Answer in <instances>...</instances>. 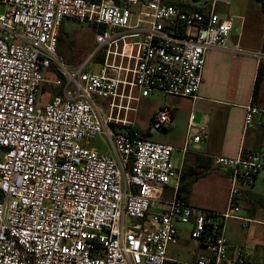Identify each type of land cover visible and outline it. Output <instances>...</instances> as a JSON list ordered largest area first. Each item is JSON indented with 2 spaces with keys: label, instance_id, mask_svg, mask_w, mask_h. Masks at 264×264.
Returning <instances> with one entry per match:
<instances>
[{
  "label": "built area",
  "instance_id": "obj_1",
  "mask_svg": "<svg viewBox=\"0 0 264 264\" xmlns=\"http://www.w3.org/2000/svg\"><path fill=\"white\" fill-rule=\"evenodd\" d=\"M230 1L0 0V264H165L186 225L204 252L175 264H250L241 247L230 253L226 221L245 225L237 195L264 170V149L213 157L231 179L224 210L163 202L175 148L129 118L150 94L196 98L210 49L264 57L228 43L234 20L216 6ZM66 20L95 30L79 65L58 52ZM49 73L60 91L40 103ZM260 111L248 106L244 123ZM171 118L161 106L149 129ZM97 136L107 153L87 146ZM206 137L195 128L181 151Z\"/></svg>",
  "mask_w": 264,
  "mask_h": 264
},
{
  "label": "crops",
  "instance_id": "obj_2",
  "mask_svg": "<svg viewBox=\"0 0 264 264\" xmlns=\"http://www.w3.org/2000/svg\"><path fill=\"white\" fill-rule=\"evenodd\" d=\"M231 1L216 6V10L220 15L222 12H230ZM248 12V15L238 29V33L232 35L228 43H241L243 46L241 44L240 46H245L244 48L248 50L262 51L264 22L261 3L253 0L252 8ZM64 23L61 26L62 32ZM257 73H259V81L255 87ZM46 88H48L50 95L45 101H40V103L48 101L53 94L60 91L59 86H42L41 91L46 90ZM196 95V98L168 95L166 96L167 98L176 97L170 99L173 102L172 105L169 103L162 105L172 108L171 121L165 129H162L163 131L176 130L180 109L188 110V125L191 121L195 124V128H200L201 126L196 125L194 122L195 117L192 111H189L192 107H195V109H198V112H204L199 123L204 124L205 128H201L207 135L206 138L194 142H201L204 146L203 151L187 149L183 153L181 151L183 146L176 148L171 143L163 142L180 150L182 154L180 168H176L179 172L178 176L173 178L176 181L175 188L172 189V195L169 198L162 199L163 202L169 201L175 196L176 198L185 199L195 206H199L198 203H195L184 192L176 196L177 186L184 185L185 182H188L189 178L194 180L197 172L203 170L210 172L212 168H218L225 172L224 178L227 181V176L229 177L227 170L213 164L212 159L214 156L235 157L240 152H253L264 149V57L257 59L251 55L235 54L225 49L208 50L205 54L201 71V83ZM183 99H189L191 107L189 105L190 102L188 104ZM248 106H255L260 108L261 111L253 116L250 124L246 125L244 117ZM153 112L150 114V118ZM191 116L192 119L190 120ZM152 131L148 128L147 132L142 135L149 138ZM167 140L172 142L171 138H167ZM190 162L191 164H189ZM204 162H208L210 167H203L202 164ZM193 164L196 165L197 171ZM166 188L169 187L167 186ZM229 189H226V201ZM258 195H264V170L259 172L252 185L242 187L237 195L240 209H244L243 211L240 210L241 213L239 214L246 219L245 225L242 226L243 221L237 218H230L226 221V236L229 242L230 253L232 254L235 248L241 247L248 257L250 264H264V240L259 239L258 241L251 236L252 233H256L257 226H264V204L259 203ZM225 207L226 202L223 209L216 210L222 211ZM238 228L247 229L246 235L242 236L241 234L239 238L236 235ZM188 229V225L179 228L176 243L184 233L189 236ZM194 245L193 256L188 261L194 260L204 252L203 248L196 242H194ZM173 261L176 262L177 260L168 255L167 250V264H172Z\"/></svg>",
  "mask_w": 264,
  "mask_h": 264
},
{
  "label": "rangeland",
  "instance_id": "obj_3",
  "mask_svg": "<svg viewBox=\"0 0 264 264\" xmlns=\"http://www.w3.org/2000/svg\"><path fill=\"white\" fill-rule=\"evenodd\" d=\"M231 2L232 5L230 12H222L221 14L222 16H230L234 20V29L230 34V38L232 35H236L238 33L239 27L242 25L245 17L248 15V11L252 8L253 0H232ZM2 10L3 5L0 6V11ZM94 31V28L86 23H76L69 20L64 23L62 38L59 39L58 49L59 54L64 57L66 64L79 65L90 55L95 46ZM241 46L243 45L241 44ZM46 78L48 79L45 81L43 86H51L52 84L50 80L55 78V75L49 73ZM49 95L50 93L48 92V88H46V90L44 89L40 92V101H45ZM171 98L173 99L176 97L167 98L163 94H150L141 98L140 102L137 104V112L135 114H129V118L134 119L135 127L137 128L138 132L141 134H145L147 132L150 123V114L153 111L158 110L160 106L166 103L172 105L173 102L170 101ZM183 100L188 102V104L190 102L189 99ZM189 105L191 107V102ZM189 111H192L193 116L195 117L194 122L196 125L205 128L204 124L199 123L204 112H198V109H195V107H192ZM187 116L188 110L180 109L177 117L176 130H153L149 139L171 143L176 148H180L185 143L187 133H193L195 129V127L187 124ZM167 138H171L172 142H169ZM87 146L103 153L108 152L106 143L98 136L91 139ZM188 149L203 151L204 146L201 142L194 143L190 141L188 144ZM181 158L182 154L180 150L175 149L172 152L171 159L177 169L180 168ZM189 164H191V162ZM193 166L196 170V165L193 164ZM202 166L206 168L210 167L208 162H204ZM224 173L225 172L218 168H212L210 172H206L205 170L197 172L196 178L194 180H191L190 178L188 179L190 189L189 191L184 192V194L191 197L195 203H198L199 206L214 210L223 209L226 202V189L230 188L231 183V179L228 176V180L226 181L224 178ZM175 182L176 181L173 178L170 180V183L168 184L169 188H165V190L162 192V199L169 198L172 195V189L175 188ZM165 206L166 205L163 203L156 202L152 207L157 209ZM240 210L243 211L244 209L241 208ZM257 227L256 233H252L251 236H253V238L258 241L259 239L264 240V226L259 225ZM246 230L247 229L238 228L236 230V235L238 237L241 234L242 236H245ZM194 250V241L184 233V235L180 236V239L177 243L169 245L168 255L174 258V260H177V262H184L188 261L193 256L192 252Z\"/></svg>",
  "mask_w": 264,
  "mask_h": 264
},
{
  "label": "trees",
  "instance_id": "obj_4",
  "mask_svg": "<svg viewBox=\"0 0 264 264\" xmlns=\"http://www.w3.org/2000/svg\"><path fill=\"white\" fill-rule=\"evenodd\" d=\"M89 1H95V0H89ZM115 1L117 3H119L121 0H115ZM257 1H259L261 3V8H262V11H263V22H264V0H257ZM62 33L63 32H62V30L60 28L58 39L62 38ZM261 49L264 52V36H263ZM98 60H100V56H96L95 59H94V61H98ZM258 81H259V73H257V77H256V80H255V87L258 85ZM135 130H137V128H135ZM189 188H190V184L188 182H185L184 185L181 184V185L177 186L175 195L177 196V195H179L182 192L189 191ZM258 200H259L260 204H264V195H258ZM175 263H176L175 261L172 262V264H175ZM165 264H167V261L165 262Z\"/></svg>",
  "mask_w": 264,
  "mask_h": 264
},
{
  "label": "bare ground",
  "instance_id": "obj_5",
  "mask_svg": "<svg viewBox=\"0 0 264 264\" xmlns=\"http://www.w3.org/2000/svg\"><path fill=\"white\" fill-rule=\"evenodd\" d=\"M59 40V39H58ZM136 128V127H135Z\"/></svg>",
  "mask_w": 264,
  "mask_h": 264
}]
</instances>
